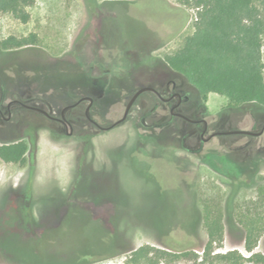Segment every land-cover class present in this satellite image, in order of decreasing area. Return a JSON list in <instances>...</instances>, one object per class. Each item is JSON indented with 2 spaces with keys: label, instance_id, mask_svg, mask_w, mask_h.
I'll use <instances>...</instances> for the list:
<instances>
[{
  "label": "rangeland",
  "instance_id": "rangeland-1",
  "mask_svg": "<svg viewBox=\"0 0 264 264\" xmlns=\"http://www.w3.org/2000/svg\"><path fill=\"white\" fill-rule=\"evenodd\" d=\"M29 11L31 18L26 23L11 14L0 16V41L10 36L37 37L36 43L0 51V76L11 80L9 93L16 96L12 85L17 83L26 103L34 101L32 104L60 117L62 109L74 101L63 96L64 90L82 89L87 84L88 94L96 102L91 116L105 126L123 116L136 86L151 83L164 89L167 81L179 78L159 64L153 75L114 77V63L123 56L129 61L134 58L131 45L148 43L154 49L159 42L153 40L152 31H157L166 44L147 55L176 50L195 31L198 16L196 8L177 0H36ZM262 52L264 57V42ZM85 75L89 80L83 82ZM46 91L59 99L45 97L42 93ZM209 101L223 108L228 100L211 93ZM86 104L66 113L75 127L71 136L63 124L43 116L39 121L25 117L8 124L9 132L2 142L20 137L28 142L29 151L24 165L0 160V264H58L79 253L92 252L96 259L88 264H128L130 249L145 243L160 244L165 234L174 241H193L201 247L207 243L208 234L201 217L188 208L182 182L198 199L219 191L225 196L236 193L237 203L256 197L258 184L264 179V137L241 141L249 140L246 153L251 162H244L241 176L235 165L222 164L232 170L230 178L201 163L198 154L183 150L174 154L164 143L169 129L154 130L150 154L142 155L139 118L154 107L151 103L145 109L146 97L136 102L123 123L105 131L87 128ZM259 108L263 114L254 110L260 116L256 120L250 111L245 119L232 122L247 131L262 123V131L264 108ZM165 115L166 108L160 103L149 122L162 120ZM179 123H173L176 133L169 135V140L184 136ZM86 130L92 133L87 143L82 139ZM219 138L210 140L211 146H216ZM198 143L199 135L188 138L191 147ZM183 159L189 161L188 168ZM76 177L79 179L74 186ZM22 213L24 223L18 218ZM106 215H113V222L111 230L104 231L99 221ZM162 220L166 225L163 232L156 227ZM226 223L225 241L217 249L247 252L243 233L231 228L228 220ZM120 237L123 241L115 250L118 246L110 240ZM15 238L19 239L16 243L32 239V253L38 259L20 263L17 258L23 247L14 245ZM256 249L264 250V235Z\"/></svg>",
  "mask_w": 264,
  "mask_h": 264
},
{
  "label": "trees",
  "instance_id": "trees-1",
  "mask_svg": "<svg viewBox=\"0 0 264 264\" xmlns=\"http://www.w3.org/2000/svg\"><path fill=\"white\" fill-rule=\"evenodd\" d=\"M177 1L197 9L195 31L185 37L179 48L163 56L164 63L186 78L203 98L217 93L226 97L229 105L233 107L256 104L264 108V0ZM35 3L36 0H0V16L11 14L26 23L31 18L29 8ZM152 35L153 40L164 41L157 31H152ZM36 41L35 34L24 37L10 36L0 41V51L25 47ZM143 58L142 63L147 62L152 68L155 66V56L150 59ZM142 63L126 58L116 61L112 66L113 76L124 77L130 74L135 79L136 74L145 69ZM28 151L29 144L24 139L4 143L0 145V160L24 165ZM205 162L224 176H229V171L225 170L224 165L220 166L209 157ZM78 179L79 177L75 178L74 186L77 185ZM253 182L254 179L251 183ZM235 194L231 191L225 196L219 191L197 199L193 209L196 215L201 217L208 234L205 245L200 247L194 245L193 241H174L165 234L160 244L145 243L130 249L127 253V263L264 264V250L256 249L261 236L264 235V179L258 184L254 199L237 203ZM18 216L21 223H24V213ZM106 216L109 218L99 221V226L104 231L107 228L111 230L110 225L113 222V215ZM226 220L231 228L243 233L244 248L247 252L238 248L225 251L217 249L225 241ZM191 225L194 227L195 223ZM165 226L162 220L160 226L156 227L163 232L166 231ZM18 240L15 238L13 243L23 247L20 257H16L20 263L37 260L38 256L32 253V239L16 243ZM122 241L123 237H120L110 240V243H115L118 246L115 250H118ZM90 247L94 249L91 243ZM95 259L94 252L79 253L58 264H88Z\"/></svg>",
  "mask_w": 264,
  "mask_h": 264
},
{
  "label": "flooded vegetation",
  "instance_id": "flooded-vegetation-1",
  "mask_svg": "<svg viewBox=\"0 0 264 264\" xmlns=\"http://www.w3.org/2000/svg\"><path fill=\"white\" fill-rule=\"evenodd\" d=\"M152 34V33H151ZM166 43L160 41L157 46L152 49L150 48V44H146L143 46L139 45H131V49L134 50L133 56L134 58L131 60H134L136 63H142L143 56L146 59H150L151 56H155V66L154 69L157 68V65L159 66H167V64L163 61L164 55H147L148 52L151 53V51H155L158 49H161L164 47ZM150 49V51H148ZM120 58V57H119ZM124 56L120 58V60H124ZM143 58V59H145ZM142 66L145 67L143 71H141L139 74H136V76L143 75L144 73H150L153 75L152 67L149 63L144 62L142 63ZM169 68V67H168ZM153 69V70H154ZM171 69V68H170ZM172 70V69H171ZM176 74L179 75L178 79H173L170 81H167L165 84V88L161 89L156 84L151 83H143L140 86H136L133 90V93L130 97V99L133 97V95L141 88L143 87H150V89L144 90L141 92L134 103L132 104L127 116L124 120L121 122L116 123L118 120L123 118L125 111L123 113V116L116 120L111 125H103V121H98L94 117L91 116L92 108L95 106V97L93 95H89L88 93V85L82 89L80 88H74L73 90L65 89L64 97L74 100L72 103H69L66 105L60 114V117L52 115L48 110L32 104L34 101L26 103L24 98L22 97L23 89L20 88V85L17 83H14L12 86L14 88V92H16V96L9 93V86L11 83V80L8 81V79L4 76H0V145L4 143H10V142H2V139L5 137V135L9 132V123H13L15 121H18L20 118L24 120L25 117H31L34 120H41L40 117L43 116V118H47L50 121H54L56 123L63 124L65 127V132L67 135H73L75 127L74 125L69 121L67 117V111L78 108L84 103L87 102L85 105V108L83 109L85 118L89 122V127L87 128H98L100 130H110L118 126L119 124L123 123L127 118L131 111V109L134 107L136 102L141 97H146V105L144 106L145 109L151 103H154V107L152 110L144 111L142 116H140L139 121L140 124L143 127V132H137L140 134H143V140H144V147L142 150V155L149 156L150 149L149 144L154 142L153 139V131L158 129H169V135H173L176 133L173 129V123H175L176 120L180 122V129L184 133V136L178 140L171 139L169 140L168 136L164 138V143L169 144L171 146L172 152L174 154L178 153L179 150L183 151H189L195 154H198L199 158L201 159V163L209 166L212 170L218 172L216 169H214L211 165L205 162L206 158H210L215 163H219L220 166L222 164L229 166V165H235L239 169V172L237 174L241 176L243 173V164L244 162L250 161V157L246 153L247 148L249 147L248 141L246 143H242L243 139H252L256 138V140L261 139L264 137V129L261 131L262 123H256L252 130L249 131V133H246L241 128L240 123H233L232 121L235 119H245V114L247 112H251L253 116V121L256 120V118H259L263 112L261 110V106L256 104H245L238 107H233L229 105V102L223 103V108H217L215 105L209 104V96L207 98H203L199 91L192 86L186 78H184L180 73L172 70ZM85 75L81 79L83 82L88 81L89 77ZM12 84V83H11ZM17 84V85H16ZM35 91H32L34 93ZM45 97L49 95L51 99H59V97L53 95L49 92H43L42 93ZM39 95V93H37ZM128 100V102L130 101ZM127 102V104H128ZM35 103V102H34ZM160 103H163V105L166 108V115L162 120L149 122V118L152 116L153 111L157 110L160 106ZM126 104V107H127ZM263 108V107H262ZM89 109V113H87V110ZM26 110V111H25ZM126 110V108H125ZM254 110L260 111V116L258 117L255 115ZM24 112H28V115H24ZM211 115V116H209ZM45 120V119H44ZM113 125V126H112ZM71 129V131H68ZM218 129H221L222 131H218ZM261 131V132H260ZM157 133V132H154ZM92 133L90 130H86V132L82 135V139L87 143L88 139H86L88 136H90ZM199 135V143L195 147H191L188 144V138L192 136ZM235 135V136H232ZM215 136H219L220 138L217 140L216 146H211V141ZM23 140V138L16 137L15 141ZM213 144V143H212ZM264 146V145H263ZM264 148V147H261ZM223 152V154H222ZM217 153V154H216ZM220 153V154H219ZM218 155L222 156V158ZM218 159V160H216ZM185 160V159H183ZM251 162V161H250ZM185 163L188 168L189 161L185 160ZM230 163V164H229ZM225 167V166H224ZM226 171H229V176L232 178L233 172L232 170H228L225 168ZM220 173V172H218ZM221 174V173H220ZM223 175V174H221ZM183 187L186 190V197L188 198L187 206L188 208H194L195 203H197V194L190 190L184 182H182ZM193 206V207H191Z\"/></svg>",
  "mask_w": 264,
  "mask_h": 264
},
{
  "label": "water",
  "instance_id": "water-1",
  "mask_svg": "<svg viewBox=\"0 0 264 264\" xmlns=\"http://www.w3.org/2000/svg\"><path fill=\"white\" fill-rule=\"evenodd\" d=\"M147 89H150V87H143V88L139 89V90L133 95V97L130 99V101H129L128 104H127V107H126L125 114H124L123 118H121V119L118 120L116 123H114V125L117 124V123H119V122H121L122 120L125 119V117L127 116V114H128V112H129V110H130L132 104L134 103V101L136 100V98L138 97V95H139L141 92H143L144 90H147ZM87 113H89V109L87 110ZM112 126H113V125H112ZM245 132H246V133H249V131H245Z\"/></svg>",
  "mask_w": 264,
  "mask_h": 264
}]
</instances>
